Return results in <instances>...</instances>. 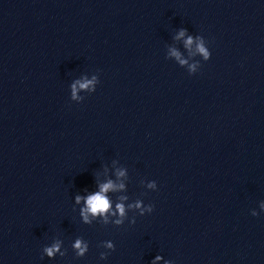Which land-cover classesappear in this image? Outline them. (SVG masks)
<instances>
[{
    "label": "clouds",
    "instance_id": "obj_1",
    "mask_svg": "<svg viewBox=\"0 0 264 264\" xmlns=\"http://www.w3.org/2000/svg\"><path fill=\"white\" fill-rule=\"evenodd\" d=\"M184 35H185L184 30H181L177 38L183 37ZM185 43H186V46H190L193 43L192 37H189ZM197 50L204 56L205 60H208L210 58L211 53L203 46L202 42L197 45ZM172 55L175 56L180 61L181 64L186 63V61L180 59V54L176 52L175 50L172 51ZM94 80L95 78H93V80H85L84 82L77 81V84L79 85L80 89H88L89 86L94 83ZM76 94H77V87H76V84H74L72 86V95L74 99L76 98ZM119 175L122 176L124 175V173L120 172ZM119 187L123 188V185L121 184ZM149 187H155V184H150ZM115 188H116V185H114L112 181H108L107 183L102 184L100 186V191L86 197V200H85L86 207L81 210V215L83 216V219L86 223L89 222L88 221L89 214L96 216V215H104L109 212L111 208V202L108 199L106 193H108L111 190H115ZM80 200H81V197L77 196L76 197L77 203H79ZM136 207H140V204L137 203ZM116 210L118 211L121 217L125 215V208L123 204H117ZM147 211L152 212L153 206H149ZM115 214L116 213H113V215ZM116 223L121 224L122 221L117 220ZM59 247H60L59 244H55L52 247L46 248L45 252L47 253L49 257H52L56 252L59 251ZM74 247L79 250L78 255L80 256H83L87 250V245L82 246V243L80 240H77L75 242ZM107 247L112 248L113 245L109 243ZM156 259L159 260L160 257L158 256Z\"/></svg>",
    "mask_w": 264,
    "mask_h": 264
}]
</instances>
